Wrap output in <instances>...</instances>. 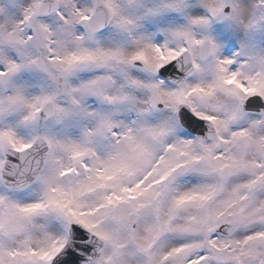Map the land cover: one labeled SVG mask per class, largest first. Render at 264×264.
Returning a JSON list of instances; mask_svg holds the SVG:
<instances>
[{
    "label": "snow or ice",
    "instance_id": "6c2138e0",
    "mask_svg": "<svg viewBox=\"0 0 264 264\" xmlns=\"http://www.w3.org/2000/svg\"><path fill=\"white\" fill-rule=\"evenodd\" d=\"M0 264H264V0H0Z\"/></svg>",
    "mask_w": 264,
    "mask_h": 264
}]
</instances>
